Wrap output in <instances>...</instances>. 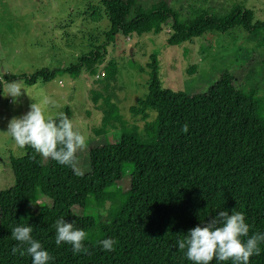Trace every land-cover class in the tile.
<instances>
[{
	"label": "trees",
	"instance_id": "obj_1",
	"mask_svg": "<svg viewBox=\"0 0 264 264\" xmlns=\"http://www.w3.org/2000/svg\"><path fill=\"white\" fill-rule=\"evenodd\" d=\"M169 1L143 5L140 0H102L108 30L98 47L60 70L40 68L12 77L32 85L51 80L58 71L79 75L117 35L157 34L163 26L170 29L169 46L235 28L260 35L259 44L264 41V21L253 20L242 2H231L224 14L223 3L218 5L220 13L212 7L198 9L181 22ZM151 60L146 93L129 108L144 121L142 132L127 127L109 95L102 97L101 123L105 129L118 125L120 137L112 145L89 150V172L82 178L50 158L42 163L43 156L31 147L24 149V156L10 159L13 184L0 191V264H32L30 256L12 254L17 242L11 228L20 224L32 226L33 238L54 257L49 264H192L176 241L221 210L242 212L249 235L264 232L263 100L227 70L202 93L163 89L154 55ZM115 73L116 65L109 60L103 67L104 81H115ZM148 112L154 117L145 121ZM65 114L70 118L68 110ZM185 123L187 133L181 131ZM126 167L128 195L123 199L120 182ZM111 192L114 198L107 205L87 206L90 197L104 198ZM101 208L106 215L100 214ZM60 217L87 233V253L74 255L71 245H55L52 225ZM106 238L116 240L114 251L98 245ZM260 249L250 264H264V242ZM210 264L218 262L214 258Z\"/></svg>",
	"mask_w": 264,
	"mask_h": 264
},
{
	"label": "rangeland",
	"instance_id": "obj_2",
	"mask_svg": "<svg viewBox=\"0 0 264 264\" xmlns=\"http://www.w3.org/2000/svg\"><path fill=\"white\" fill-rule=\"evenodd\" d=\"M102 0H0V191L13 184L10 159L24 156L14 140L6 134L8 121L38 103L46 117L69 111L73 120L88 137V147L77 153L82 168L88 169L91 148L118 142V125L105 129L101 123L102 97L109 95L117 113L127 127L142 132L144 121L129 112L146 93L151 56L156 63V78L163 89L186 94L205 92L221 70L229 71L245 88H255L264 107V41L240 28L224 33L206 32L192 42L176 46L166 44L170 31L163 26L157 34L117 35L105 45V52L94 62L85 63L79 75L58 71L46 82L26 85L12 76L30 75L36 69H62L73 64L104 40L108 24L103 15ZM151 0H140L145 5ZM231 2H242L253 20L264 21V0H170L179 21L191 19L198 9L228 11ZM111 60L116 65L115 81H104L103 67ZM22 89L16 103L5 97L11 82ZM30 96V97H29ZM95 99V103L92 101ZM47 101V103H45ZM145 121L154 117L148 112ZM42 163H46L44 157ZM129 167L124 169L120 191L128 188ZM127 192L121 194L125 199ZM111 192L100 198L90 197L87 206L107 205ZM35 209V208H34ZM33 209H31L32 211ZM37 209H35L36 211ZM103 208L100 209V212ZM104 212V211H103Z\"/></svg>",
	"mask_w": 264,
	"mask_h": 264
},
{
	"label": "clouds",
	"instance_id": "obj_3",
	"mask_svg": "<svg viewBox=\"0 0 264 264\" xmlns=\"http://www.w3.org/2000/svg\"><path fill=\"white\" fill-rule=\"evenodd\" d=\"M22 89L14 81L3 94L5 97L10 96L12 102L16 103L22 95ZM188 127L185 123L181 131L187 133ZM4 132L19 149L31 147L45 159L50 158L61 166L71 168L77 177L82 178L88 171L80 166L77 158L78 152L87 149L88 137L64 112H58L55 118L46 117L44 109L34 102L26 113L12 117ZM100 214L106 215L103 211ZM52 227L55 229L56 246L69 244L74 255L88 252L84 243L87 233L76 228L74 222H67L64 217H60ZM32 232L31 225L20 224L11 228V237L17 242L12 247V254L30 256L32 264H49L54 257L44 249L40 241L33 238ZM249 232L250 225L242 212L221 210L206 224H198L189 229L176 243L192 264H210L214 258L218 264L229 261L231 264H250V258L260 254L264 232L251 235ZM97 243L104 251H114L117 242L113 238H106Z\"/></svg>",
	"mask_w": 264,
	"mask_h": 264
}]
</instances>
